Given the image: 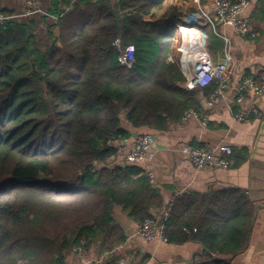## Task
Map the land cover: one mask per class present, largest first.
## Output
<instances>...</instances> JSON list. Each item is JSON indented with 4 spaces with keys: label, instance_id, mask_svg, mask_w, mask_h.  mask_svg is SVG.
Segmentation results:
<instances>
[{
    "label": "trees",
    "instance_id": "1",
    "mask_svg": "<svg viewBox=\"0 0 264 264\" xmlns=\"http://www.w3.org/2000/svg\"><path fill=\"white\" fill-rule=\"evenodd\" d=\"M170 1L189 0H47L45 12L24 19L0 12V264H67L82 241L112 255L127 239L116 207L139 224L163 207L146 170L109 164V143L130 139L127 126L165 133L187 111H202L168 59L182 15ZM205 34L220 48L211 28ZM118 38L135 48L132 67L119 60ZM247 159L245 150L236 164ZM256 210L240 189L186 193L174 198L165 236L210 253L193 264H235Z\"/></svg>",
    "mask_w": 264,
    "mask_h": 264
},
{
    "label": "crops",
    "instance_id": "2",
    "mask_svg": "<svg viewBox=\"0 0 264 264\" xmlns=\"http://www.w3.org/2000/svg\"><path fill=\"white\" fill-rule=\"evenodd\" d=\"M261 1L251 0L244 12V16L250 19L258 34L256 38L241 36L234 29L223 25L217 27V32L228 37L230 41L232 89L241 75L258 79L264 66V16L259 13ZM45 2L47 4V0ZM42 3L43 0L41 5ZM21 4V0H0V12L5 10L16 14L18 8L22 11ZM166 5L191 6V2L170 1ZM192 11L193 7L190 8V12ZM208 29L209 27L205 30ZM55 34L59 35L58 29ZM217 38L220 48L212 45L208 47L213 63H217L219 57L226 56L224 41L218 36ZM182 86L185 88L184 83ZM234 94L232 90H228L225 97L219 98L208 111L203 108L201 101L202 111L209 120L206 128L195 120L174 124L165 133L147 127L134 129L127 126L131 137L126 143L130 144L139 134H149L153 139L150 151L152 160L138 166L153 173L155 186L163 197V207L153 210L156 214L173 198L186 193L207 194L229 188L246 192L256 203L257 210L248 242L235 258V264H264V97L256 101L248 97L246 105L255 106L259 115H254L252 120L238 121L234 111L240 108L234 103ZM182 144L193 147L208 144L229 145L234 152L232 166L228 170L198 171L180 154L179 148ZM245 150L248 152V159L236 164L244 156ZM114 218L124 229L127 239L112 255L100 254L97 245H92L85 250L83 257L68 253L67 260L73 264H103L108 257L116 256L118 260H126V264H193L209 256V252L196 243L173 245L160 240L144 241L137 235L139 223L130 220L120 207L114 209Z\"/></svg>",
    "mask_w": 264,
    "mask_h": 264
},
{
    "label": "built area",
    "instance_id": "3",
    "mask_svg": "<svg viewBox=\"0 0 264 264\" xmlns=\"http://www.w3.org/2000/svg\"><path fill=\"white\" fill-rule=\"evenodd\" d=\"M23 11L20 17H31L41 12V0H21ZM251 0H190L194 11H181L182 15L177 20V26L174 35V45L172 47V58L170 61L175 62L185 77L184 86L186 89L197 90L200 101L204 95V90L216 83L218 87L209 96L205 97L210 108L218 101L224 98L228 90H232L235 94L234 103L239 106L240 110L235 115L238 121H246L249 115H259V111L255 106H247L248 97L254 101L264 97V66L261 68L258 79L256 77L239 76L235 87L230 88L231 72L226 75V66L213 63L206 45L205 29L211 28L216 36L224 41L225 58L229 61L230 57V41L229 38L220 35L217 32L218 25H223L234 29L241 36L256 38L257 32L249 18L244 16ZM19 18V17H18ZM188 19L190 23H183L184 19ZM5 19L0 18V23ZM185 24V25H184ZM188 30V33L181 35L180 30ZM113 46L120 52V62L123 65L132 67L135 63L134 46L123 47L120 38L116 39ZM254 105V104H253ZM191 120L198 121L202 127L208 126V116L204 111L189 110L182 117L181 122L186 123ZM110 146L116 150L114 165L120 163L143 164L152 160L150 151L153 139L149 134H139L134 140L128 144L124 142H111ZM180 154L186 158L196 170L206 169H223L228 170L232 166L231 157L233 149L225 144H208L193 147L188 144H182L179 148ZM152 183L155 185L154 175L147 170ZM174 198L167 206L158 214L154 211L152 216L146 218L139 224L137 235L144 241L160 240L168 243L165 236V223L170 218L171 209ZM161 219L160 226H157V220ZM86 241H82L79 245L73 246L69 253L79 257L84 256ZM67 264H73L67 260ZM118 264H126L123 258L118 260Z\"/></svg>",
    "mask_w": 264,
    "mask_h": 264
},
{
    "label": "water",
    "instance_id": "4",
    "mask_svg": "<svg viewBox=\"0 0 264 264\" xmlns=\"http://www.w3.org/2000/svg\"><path fill=\"white\" fill-rule=\"evenodd\" d=\"M116 1H117V0H111L112 3H115ZM59 45H60V43H59ZM217 63L220 64V65H224V66H226V75H228V74L231 72L232 67H233V62H232L231 60L228 61L225 57H219V60H218ZM201 100H202V106H203V108H204L206 111L210 110L211 108H210V106L208 105V103H207L206 100H205V95H202V96H201ZM114 161H115V158L112 157V158L109 160V164H110V165L113 164ZM118 166L124 168V167H126V164H124V163H120V164H118ZM160 222H161V219H158V220H157V226H160ZM251 230H252V226H251L250 231H251ZM207 254L210 256V253H207Z\"/></svg>",
    "mask_w": 264,
    "mask_h": 264
},
{
    "label": "rangeland",
    "instance_id": "5",
    "mask_svg": "<svg viewBox=\"0 0 264 264\" xmlns=\"http://www.w3.org/2000/svg\"><path fill=\"white\" fill-rule=\"evenodd\" d=\"M22 5V4H21ZM46 2H45V0H43V3H42V5H41V7H42V12H45L46 10H45V8H46ZM179 8H180V11H185V12H190V9H189V7H187V6H179ZM22 11H23V6H22ZM21 9L20 8H18V10H17V13H16V17H19V18H21V19H24L23 17H20L21 16ZM51 21H53V20H51ZM50 23H52V22H50ZM175 35H176V33H175ZM174 38H173V41H172V44H171V52H170V54H169V57H168V59H169V61H170V58H172V47H173V45H174ZM182 73V72H181ZM0 136H1V130H0ZM53 187H54V189H60V190H71V189H74V185H67V184H62V183H56V184H54L53 185Z\"/></svg>",
    "mask_w": 264,
    "mask_h": 264
},
{
    "label": "bare ground",
    "instance_id": "6",
    "mask_svg": "<svg viewBox=\"0 0 264 264\" xmlns=\"http://www.w3.org/2000/svg\"><path fill=\"white\" fill-rule=\"evenodd\" d=\"M183 23H185L186 25H188V24L190 23V21H189L188 19L185 18V19L183 20ZM185 24H184V25H185ZM184 28H185V27H184ZM185 30L188 31L186 28H185Z\"/></svg>",
    "mask_w": 264,
    "mask_h": 264
}]
</instances>
